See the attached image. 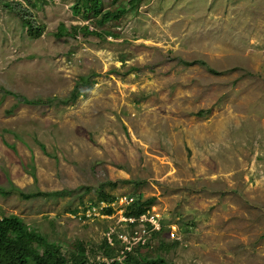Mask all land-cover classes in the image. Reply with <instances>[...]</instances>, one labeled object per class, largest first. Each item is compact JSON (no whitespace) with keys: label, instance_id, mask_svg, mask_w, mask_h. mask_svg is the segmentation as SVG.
<instances>
[{"label":"rangeland","instance_id":"obj_1","mask_svg":"<svg viewBox=\"0 0 264 264\" xmlns=\"http://www.w3.org/2000/svg\"><path fill=\"white\" fill-rule=\"evenodd\" d=\"M20 1L46 29L0 5V213L90 264H264V0H104L128 9L104 24L78 0ZM123 196L155 198L161 228L128 222Z\"/></svg>","mask_w":264,"mask_h":264},{"label":"trees","instance_id":"obj_2","mask_svg":"<svg viewBox=\"0 0 264 264\" xmlns=\"http://www.w3.org/2000/svg\"><path fill=\"white\" fill-rule=\"evenodd\" d=\"M33 0H27V2L32 3ZM117 1V0H116ZM140 0H130L131 7H134ZM88 6V13H93L97 18L99 24H104L111 19H120L128 11L126 8H122L116 11L105 10L104 0H78V5ZM0 5L8 8L11 12L17 14L22 18L27 27L36 35H41L46 26L41 24L35 14V12L28 7L24 2L20 0H0ZM75 7L76 11L81 9ZM88 32L90 31L88 26L84 28ZM66 29L62 24L60 25V34H65ZM215 73V70L211 69ZM87 80L84 77L80 78V81L74 86L70 95L65 98H59L58 102L63 104H69L78 99L80 95H84L82 90L79 88V84H86ZM14 94V93H13ZM16 95V94H15ZM58 98H47V99H29L27 97L22 98V102L27 104H40L42 102H48L52 104ZM199 115L203 114V111L198 112ZM37 182V175L35 172L31 173ZM12 183V190H7L6 188H1L3 193H11L14 190H18L20 196L24 199H34L41 196L45 197H59L64 196L68 193V190H52L44 191L41 189H36L34 191L25 192L18 186ZM105 197V196H104ZM108 201L112 198L107 197ZM155 198H149L147 200L141 201L138 199L134 202L131 208H129V215L139 216L146 211L147 206H150L154 202ZM108 212L111 209L107 210ZM107 256L111 257V253L108 251ZM129 257V256H128ZM143 260H136L135 262L128 261L134 264H170L165 258L158 256L155 258L142 257ZM0 264H90L85 255V251L72 252L70 256L63 253L61 249V244L56 241L49 240L46 236L40 233L35 228L28 226L22 217L11 214L3 215L0 213ZM98 264H106L105 262H99ZM108 264H121L117 260H113Z\"/></svg>","mask_w":264,"mask_h":264},{"label":"built area","instance_id":"obj_3","mask_svg":"<svg viewBox=\"0 0 264 264\" xmlns=\"http://www.w3.org/2000/svg\"><path fill=\"white\" fill-rule=\"evenodd\" d=\"M135 200H134V197H128V196H123L120 198V205H122V212L124 213L125 210L127 209V207L133 203ZM114 203L111 202H105V201H102L101 202V206H96L94 204H88L86 205L84 208H82V211L80 212L81 215H84L85 217L87 218H91L92 216H102V217H105V216H108L109 213L108 212H103V209L104 207H111L112 208V204ZM160 214H158V216H156L155 214H150L149 211H146L144 213H142L139 217H136V216H133V215H127V217H125V219L130 222V223H135L136 221H139L141 222L142 225L146 226V224L148 222L151 223V226H153L151 229H160L161 228V222H160ZM142 231L144 232L143 234H145L147 232V229L146 227H144L142 229ZM136 235L139 234V231L138 230H135L134 231ZM132 236V239H136L138 238V240H140L142 238V234L140 236Z\"/></svg>","mask_w":264,"mask_h":264}]
</instances>
